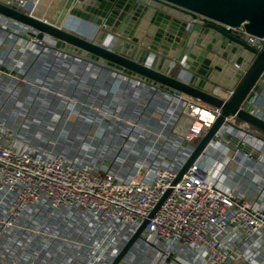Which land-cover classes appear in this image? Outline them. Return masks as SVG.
<instances>
[{
  "label": "rangeland",
  "instance_id": "374dc122",
  "mask_svg": "<svg viewBox=\"0 0 264 264\" xmlns=\"http://www.w3.org/2000/svg\"><path fill=\"white\" fill-rule=\"evenodd\" d=\"M28 1L27 10L34 13L42 9L35 0ZM10 29L14 34L28 35L31 43L55 46L49 37L40 44L27 32L15 26ZM13 39H4L0 31V67L6 69L0 71V120L13 131L18 149L88 165L128 182L142 165L149 169L180 168L201 140L202 136L186 138L185 130H176L177 123L161 126L152 119L154 113L151 115L149 108L142 111L108 104L101 98L94 103L69 79L73 70L62 63H39L42 58L30 63L31 55H25L29 50L14 51L10 45ZM78 80L77 85H81L85 77L79 76ZM185 116L180 122H185ZM228 126L247 128L239 121ZM223 134L218 133V139L230 144L234 138L224 139ZM238 140L247 146L243 139ZM255 151L250 150L248 155ZM6 202L10 204L11 200ZM3 207L0 204V264H111L133 233L123 242L117 235L120 229L113 226L101 230L87 211L79 209L54 211L42 205L10 220L9 209L5 213ZM166 254L154 237L144 235L134 243L124 263L170 264ZM232 257L227 264L232 263ZM209 263L207 255L203 264ZM171 264L192 263L176 258Z\"/></svg>",
  "mask_w": 264,
  "mask_h": 264
},
{
  "label": "water",
  "instance_id": "95a60500",
  "mask_svg": "<svg viewBox=\"0 0 264 264\" xmlns=\"http://www.w3.org/2000/svg\"><path fill=\"white\" fill-rule=\"evenodd\" d=\"M70 13L97 24L111 47L0 2V16L30 29L38 40L53 39L60 51L221 111L178 172L176 183L230 116L264 134V120L242 108L253 90L264 89V49L257 53L225 29L244 25L250 36L264 38V0H75ZM228 90L233 94L226 100L222 94ZM147 222L111 264L123 261Z\"/></svg>",
  "mask_w": 264,
  "mask_h": 264
},
{
  "label": "built area",
  "instance_id": "2783aa9c",
  "mask_svg": "<svg viewBox=\"0 0 264 264\" xmlns=\"http://www.w3.org/2000/svg\"><path fill=\"white\" fill-rule=\"evenodd\" d=\"M0 2L33 14L27 10L28 0ZM225 29L257 53L264 49V38L250 36L244 25ZM34 38L40 44L44 40ZM252 93L242 108L257 116ZM232 94L233 90H228L224 98L228 100ZM178 95L187 103L189 113L196 115L189 124H183L185 137L193 140L202 136L221 111ZM202 111L212 117L204 119ZM237 121L247 126L235 116H230L226 124ZM249 155L254 156V152ZM178 172L161 169L151 176L146 167H141L130 181L121 182L111 172L100 173L61 157L48 159L39 152L18 149L13 131L0 120V201L11 200L10 220L42 205L54 211H87L99 226L117 224L120 229L134 232L147 220L142 236L154 237L167 257L176 255L182 247L197 246L205 249L209 264H227L232 255L221 237L223 233L235 230L248 239L264 231V209L233 191H221L197 162L176 183Z\"/></svg>",
  "mask_w": 264,
  "mask_h": 264
},
{
  "label": "crops",
  "instance_id": "0c3cea01",
  "mask_svg": "<svg viewBox=\"0 0 264 264\" xmlns=\"http://www.w3.org/2000/svg\"><path fill=\"white\" fill-rule=\"evenodd\" d=\"M74 1L38 0L37 4L42 9L34 12L33 15L67 28L68 30L73 29L71 31L75 34L92 39L100 45L111 47V44L107 42L109 41L107 34L102 32L97 24L71 15L70 10L73 7ZM0 23H4L3 26L0 25L3 38L6 40L14 38V41L10 44L14 51L21 48L26 51L29 50L25 55L26 58L31 55L30 58L32 61L30 63L42 58L43 61L39 63L47 64L52 61L56 66L57 63L59 66L62 63L65 67H69L70 70H73L71 74L69 73V79L73 81L75 87L83 89L85 95L91 96L94 103L101 98V100L103 99L108 104H117L118 106L127 105L131 108L141 110L149 108L151 110L150 114L152 115L154 113L152 119L156 120L158 124L160 123L161 126H164L169 123H177L176 130H180V132L184 130V123L189 124L191 119H195L196 117L194 113H189L187 103L181 100L176 93L155 88L86 58L62 52L56 49L55 46L53 48L49 45L45 46L31 43L28 35L24 37L19 34H14L10 28L15 26L17 29L27 32L29 35L31 32L30 29L2 16H0ZM14 35L19 36L17 37L18 39H15L13 37ZM3 69V71H0L6 72L5 67ZM82 75L85 77L84 83L77 85L79 81L78 77ZM226 93L223 92V97H225ZM251 96L255 97L254 108L257 116L264 120V89H255ZM184 113L186 120L185 122H180ZM147 118L151 117L147 116ZM246 127V129H237L231 128L227 124L224 125L219 134L224 132L225 136H222L224 139L231 137L234 139H232L230 144L228 143L226 145L216 136L196 162L209 174L210 180L214 181L221 191L226 193L233 191L239 197L248 199L259 208L264 209V134L251 127ZM238 139H243L247 146L243 143H237L239 141ZM253 149L257 150L254 152V156L248 155L249 151H253ZM191 154L186 157V160L180 168L179 166H164L155 169L146 168L151 176L155 175L161 169L180 171ZM141 167L145 166L142 165L137 170ZM0 204L5 207L6 213L9 209V203L1 202ZM96 225L98 224L96 223ZM113 226L117 227L116 229H120L117 224L98 225L101 230H106ZM122 230L125 231L127 229H120V233L117 231V235L120 234L118 239L123 242L127 236L129 239L134 234L133 230L128 229V231L121 232ZM221 237L231 248L233 256L231 264H264V231L248 239L242 233L235 230L227 231ZM162 253L163 251H161L160 255ZM206 256L205 249L201 247H182L177 252L176 257L175 255L167 257L166 261L171 264L176 258H183L186 261L189 259L192 264H203L206 262ZM120 264H126L124 263V259Z\"/></svg>",
  "mask_w": 264,
  "mask_h": 264
},
{
  "label": "bare ground",
  "instance_id": "6f19581e",
  "mask_svg": "<svg viewBox=\"0 0 264 264\" xmlns=\"http://www.w3.org/2000/svg\"><path fill=\"white\" fill-rule=\"evenodd\" d=\"M199 113H201V111H198ZM202 117L204 118V119H210V117H212V115L211 114H209L208 112H203L202 111Z\"/></svg>",
  "mask_w": 264,
  "mask_h": 264
},
{
  "label": "trees",
  "instance_id": "16d2710c",
  "mask_svg": "<svg viewBox=\"0 0 264 264\" xmlns=\"http://www.w3.org/2000/svg\"><path fill=\"white\" fill-rule=\"evenodd\" d=\"M0 70H2V71H3L4 69H3L2 67H0Z\"/></svg>",
  "mask_w": 264,
  "mask_h": 264
}]
</instances>
